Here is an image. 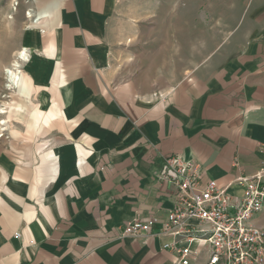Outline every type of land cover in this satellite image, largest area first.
<instances>
[{
	"label": "crops",
	"instance_id": "1",
	"mask_svg": "<svg viewBox=\"0 0 264 264\" xmlns=\"http://www.w3.org/2000/svg\"><path fill=\"white\" fill-rule=\"evenodd\" d=\"M33 1L46 31L26 46L17 124L0 142V264H171L158 224L119 231L171 209L174 188L156 176L165 157L220 186L264 163V0L166 89L106 72L114 0Z\"/></svg>",
	"mask_w": 264,
	"mask_h": 264
},
{
	"label": "rangeland",
	"instance_id": "2",
	"mask_svg": "<svg viewBox=\"0 0 264 264\" xmlns=\"http://www.w3.org/2000/svg\"><path fill=\"white\" fill-rule=\"evenodd\" d=\"M250 1L114 0L106 72L118 82L135 80L153 89L169 88L226 42ZM13 5V0H0V109L12 105L11 115H0V121H8L1 127L4 132L0 128V142L10 140V130L17 124L13 108L19 92L5 89L3 71L22 47L41 38L38 28L24 17L31 4L21 1L16 9ZM27 50L31 57L32 50ZM26 63H21L23 72Z\"/></svg>",
	"mask_w": 264,
	"mask_h": 264
},
{
	"label": "built area",
	"instance_id": "3",
	"mask_svg": "<svg viewBox=\"0 0 264 264\" xmlns=\"http://www.w3.org/2000/svg\"><path fill=\"white\" fill-rule=\"evenodd\" d=\"M21 1L31 4L24 17L36 28L34 1L13 0V8ZM45 29L41 26L38 31L44 34ZM260 148L264 151V141ZM156 176L174 188L171 209L161 221L126 222L120 236H147L158 224L155 235L171 239L161 245L174 254L171 264H193L201 256L203 264H264V224H257L264 209V163L254 174L220 186L214 180L202 181L197 164L168 156L160 162ZM231 187L240 189V194L229 192Z\"/></svg>",
	"mask_w": 264,
	"mask_h": 264
},
{
	"label": "bare ground",
	"instance_id": "4",
	"mask_svg": "<svg viewBox=\"0 0 264 264\" xmlns=\"http://www.w3.org/2000/svg\"><path fill=\"white\" fill-rule=\"evenodd\" d=\"M41 18L38 16L36 19L37 22L34 24L37 25L40 22ZM30 60V55L26 47H22L16 54L13 59V61L10 63L8 67H6L3 71V75L5 77L6 86L5 89L9 92H12L14 90H19L21 86L23 85V71L21 69V63L28 62ZM9 104V103H8ZM9 104L10 111L12 109V105ZM9 108H2L0 109V115L3 114H10V111H8ZM17 106L13 108V111H15ZM11 115V114H10ZM8 126L7 120L0 121V128ZM5 128H1V131L4 132ZM2 136V135H0Z\"/></svg>",
	"mask_w": 264,
	"mask_h": 264
}]
</instances>
